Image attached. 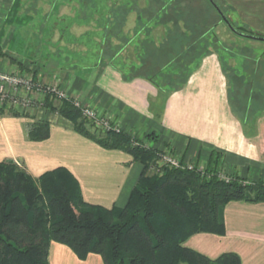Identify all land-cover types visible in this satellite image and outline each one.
<instances>
[{
    "label": "trees",
    "instance_id": "obj_1",
    "mask_svg": "<svg viewBox=\"0 0 264 264\" xmlns=\"http://www.w3.org/2000/svg\"><path fill=\"white\" fill-rule=\"evenodd\" d=\"M23 1L19 0L18 6L28 12ZM61 1L49 0L50 6L56 7ZM66 1L76 10L72 22H78L81 13L86 11L83 0L80 3ZM145 1V6L139 5L140 0H119L117 3L111 0L108 3L109 26L105 28L109 35L102 41V47L93 52L94 59L96 62L108 60L124 76L132 74V77H147L157 83L161 80L163 86L180 87L193 65L202 57L217 53L223 46L212 30L226 14L217 0ZM131 4L136 8L133 9ZM117 6H123L124 13L135 12L136 16L132 33L121 46L133 44L136 58L130 59L127 66L124 60L119 62L117 58L122 48L117 50L110 41L111 34H122L123 25L117 23L121 15L115 10ZM48 15L47 12L42 17L48 20ZM229 23L231 26L225 24L241 37L256 39L247 35L259 36ZM59 30L61 35L66 33L64 27ZM134 35H137L135 39ZM237 51H227L228 56L232 58V52L241 54ZM62 52L67 55L58 60ZM250 53L249 49L242 53L243 74H233L235 62L225 66L232 95L236 80L242 90L247 89L245 96L234 94L244 105L248 92L253 101L260 93L261 90L251 88L249 84L254 75L262 74L260 67L261 64L264 66V54L255 62ZM53 55L57 67L64 65L72 69L77 65L73 58L69 61L71 54L66 47L57 48ZM77 60L80 61V56ZM17 64L20 72L27 70L22 62ZM248 80L250 88L241 84ZM44 97V108L69 120L75 132L103 148L128 153L133 161L142 165V170L125 204L106 208L85 202L77 179L64 166L34 177L13 159L0 161V264H49L51 242L67 246L79 260L96 253L103 264H241L237 253L224 252L210 258L184 243L197 233L224 235V206L230 201L264 202V182H248L236 175H230V180L224 181L215 174L206 178L195 170L169 167H164L159 174H147L148 165L156 158V148H148L140 140L132 141L121 129L104 131L93 127L70 100L57 99L51 94ZM22 114L28 115L24 111L0 107V115ZM49 129L48 120H34L27 129L26 138L45 140L50 135ZM215 163L212 153L205 162L207 171L215 168Z\"/></svg>",
    "mask_w": 264,
    "mask_h": 264
},
{
    "label": "crops",
    "instance_id": "obj_2",
    "mask_svg": "<svg viewBox=\"0 0 264 264\" xmlns=\"http://www.w3.org/2000/svg\"><path fill=\"white\" fill-rule=\"evenodd\" d=\"M15 1L0 0V48L6 54L0 53V71L19 70L17 62H22L37 81H61L68 94L94 106L125 132L142 140L154 132L161 144L158 147L169 145L192 159L207 160L213 153L217 171L248 182H264V81L251 87L263 95L255 96L261 101L256 107L259 101H253L251 93L244 99L245 105L232 95L228 74L216 54L202 57L191 67L186 82L176 88L147 77L124 76L108 60L96 62L93 53L88 56V48L79 62V56L74 57L77 65L72 69L57 67V60L51 58L36 64V49L24 57L14 51L17 29L13 25L22 24L26 29L33 20L28 12L22 15ZM257 75L264 79V74ZM249 83L241 84L250 88ZM5 106L28 115H0V161L19 160L34 177L64 166L77 179L85 202L106 208L125 204L142 170L128 153L99 146L75 132L69 120L41 105L26 110ZM37 119L49 121L50 135L30 141L26 132ZM223 218L224 235L197 233L184 245L210 258L234 252L241 264H264V202L230 201L223 208ZM48 262L103 264L96 253L79 260L70 248L56 242L49 246Z\"/></svg>",
    "mask_w": 264,
    "mask_h": 264
},
{
    "label": "rangeland",
    "instance_id": "obj_3",
    "mask_svg": "<svg viewBox=\"0 0 264 264\" xmlns=\"http://www.w3.org/2000/svg\"><path fill=\"white\" fill-rule=\"evenodd\" d=\"M75 1L80 3L79 2L80 0H75ZM110 1L111 0H83L84 2L83 8H86V11L85 13H81L80 15L81 18L80 20L78 19L79 20L78 22L76 21L73 23L72 20L74 19H72V17L76 15V10L72 8V5H68L67 1L64 2V0H62L61 2H59V4L56 7L54 6L51 7L49 0H24L23 4L29 8L28 13L33 18V20L30 26H28L29 28L26 29H23L24 27L23 28L20 27L22 24L13 25V27L17 29V33H15L14 35V37L16 38L15 46H14L15 53L24 57L28 55V53H31L32 51L34 53L35 51L34 49H36V55H35L36 59L33 58V60H35V63L48 61L49 58H51L50 60L52 62L56 61L57 59L54 58L53 54L57 50V48L62 49V47H66V50L69 52V54L72 55V56L69 55L70 56L69 61H71L72 58L76 60L74 57L81 56L82 52L85 51L86 48H88L87 51L89 50L88 56L91 57V54L93 52H97L98 48L102 47V41H106V37L109 35V32L105 27L109 26V19L107 17V13H108V3ZM115 1L116 3L119 2V0H115ZM124 1L127 2V0ZM217 1L220 3L219 5L225 12L226 14L225 17L233 23L234 27L236 28L242 27V29L245 31H252V33L258 34L259 37L262 36L264 37V0H217ZM15 2L16 5H19V0H16ZM145 3H146L145 0H140L139 5L145 6L144 5ZM28 4L29 5L31 4L32 7L29 6ZM131 6L133 7V9L136 8L134 4L133 5L131 4ZM19 10H21V8ZM23 10L24 11L26 10L22 8L21 13L24 16ZM115 10L119 11L121 14L117 18L118 21L117 23L119 25H123L122 34L121 35L111 34L112 36H110V41L112 45L113 46L115 45L117 47L116 49L119 50L120 48H122L121 46L124 44L123 42H126V39L130 37L132 33V28L135 25L136 16H135V12L133 11L129 14L124 13L125 10L123 6L122 7L117 6ZM47 12L49 13L48 16L50 18L48 20H45V17L42 16H45V13ZM65 15H70V17ZM86 15H89V17L85 18ZM62 27H64L66 30V33H64L63 35L60 34V30H59ZM159 29L161 30V27ZM212 32L214 33L215 38L218 39L223 44V46L219 48L217 53L213 52L211 54H216L218 56L224 74H229L225 68L228 65H231V63L233 64L234 62L236 65H234L233 67V74H243L244 70L241 71V67L244 62V56L242 55V53L245 54L246 52H248V49L251 52L250 55L255 62H258V60H260V58L263 57L264 40L246 39L244 37H241L235 34L234 32H232L223 20L217 23V25L213 28ZM12 37L13 36L9 37V39ZM133 37L135 39L137 35H134ZM223 47H225L226 49ZM235 49H238L237 52L241 54L232 52L234 55L232 58H230V56H228L227 51L231 52L232 50ZM218 53L220 54L218 55ZM65 55L67 54L63 53L61 57L62 56L65 57ZM45 58L46 60H44ZM117 58L119 62H123L124 60L123 63L125 64V66L129 64L130 59L131 61L132 60L134 61L136 57H135L133 44L124 46V48H122L120 53L118 54ZM260 70L262 74H264V66L262 64ZM16 72L22 73L21 75L29 76L34 82H39L41 84V89L44 86L52 85L58 90H61L69 100L78 101L80 104L84 105L85 107L88 106L90 108H93L100 116L104 115L102 113H99L97 108H95L94 106L90 105L89 103L83 102L80 99V97L74 98L72 95L68 94L62 88L60 84L61 81H56L55 84L40 79L37 81V79H35L33 74H31L30 70H25L21 72L19 70H16ZM159 81L161 82V80ZM260 82H261L260 76L254 75V79L253 81H251V87L252 84L257 86V84H259ZM234 83L236 84V86H234L233 88V90L235 91L233 92L232 90V92L236 94V96L237 94L238 96L239 95L245 96L247 89L242 90V86L237 85V80L236 82L234 81ZM32 90L34 91V89ZM260 95L263 96L262 94ZM44 98L45 97L42 96V94L40 93L38 99L35 98L34 100H32L30 107L32 106L34 107L37 105H41L42 107H44L42 105L44 102ZM60 99L65 100L64 98H60ZM256 101H259L256 103V107H257L258 105H260L261 101L257 97H256ZM234 103H236V107H238V105L240 104L237 101ZM16 108H19L20 110H24V108L21 105H17ZM10 109L14 110L13 108H9V110ZM241 111L243 112V110ZM104 116L108 118L110 124L119 126L116 122L112 121L108 116L106 115ZM89 120L92 122L93 127L100 129L98 126H96L93 123L92 119ZM126 133H128L131 136L132 141L140 140V142H143V144L146 147L156 148V158L158 154L157 151L159 149L164 148L165 150L169 149L173 155L179 157L181 161L184 163L189 162V163L197 164L201 162L205 163L207 161L206 159H201L199 157L195 159L185 157L184 155L173 150L169 145H164V147L163 146L158 147L161 144L157 142V134H155L154 132L151 133L154 137L153 138L148 137L149 138L148 140L147 139L142 140L141 138L137 137L135 134H131L129 132ZM147 136L149 135L147 134ZM156 158L154 159L153 163H155ZM15 163L23 166V164L19 160H15ZM149 165L147 168V174L150 175L159 174L164 168V167H160L158 169ZM207 173L211 176L212 173H217V170L213 168L207 171ZM210 176H208V178H210ZM182 264H186V263H182Z\"/></svg>",
    "mask_w": 264,
    "mask_h": 264
},
{
    "label": "built area",
    "instance_id": "obj_4",
    "mask_svg": "<svg viewBox=\"0 0 264 264\" xmlns=\"http://www.w3.org/2000/svg\"><path fill=\"white\" fill-rule=\"evenodd\" d=\"M21 74L22 73H18L16 71H0V107H6L5 105L7 104L9 105V107L21 105L24 110H26L30 107L32 100L37 98L40 93L42 94V96L51 94L56 98H64L66 100H69L61 90H58L54 86H44L41 89V84L39 82H34L29 76ZM32 89H34V91ZM70 102L74 107L79 109L82 116L87 119H92L93 123L100 129L105 131H120L119 126L110 124L108 118H106L104 115L100 116L93 108H90L88 106L85 107L75 100H70ZM157 152V158L155 160V163L151 165L152 167L158 169L160 167H169L174 169L195 170L201 176H205L206 178L210 176L206 171L204 162L197 164L189 162L184 163L179 157L173 155L169 149L165 150L163 148L159 149ZM214 174L220 180H230V175L226 174L224 171L218 170L217 173H212L211 176Z\"/></svg>",
    "mask_w": 264,
    "mask_h": 264
},
{
    "label": "water",
    "instance_id": "obj_5",
    "mask_svg": "<svg viewBox=\"0 0 264 264\" xmlns=\"http://www.w3.org/2000/svg\"><path fill=\"white\" fill-rule=\"evenodd\" d=\"M222 19L228 26H231L228 19L224 15H222ZM247 36L254 37V38L259 39V40H264V37L253 36V35H247Z\"/></svg>",
    "mask_w": 264,
    "mask_h": 264
}]
</instances>
